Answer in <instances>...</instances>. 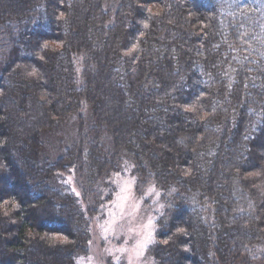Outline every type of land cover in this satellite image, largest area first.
Instances as JSON below:
<instances>
[{"label":"trees","instance_id":"1","mask_svg":"<svg viewBox=\"0 0 264 264\" xmlns=\"http://www.w3.org/2000/svg\"><path fill=\"white\" fill-rule=\"evenodd\" d=\"M124 159L152 264L264 260V0H0V264H74Z\"/></svg>","mask_w":264,"mask_h":264},{"label":"rangeland","instance_id":"2","mask_svg":"<svg viewBox=\"0 0 264 264\" xmlns=\"http://www.w3.org/2000/svg\"><path fill=\"white\" fill-rule=\"evenodd\" d=\"M71 127L68 125L59 134L54 133L47 138L44 150L49 157L55 156L59 140L63 143L70 137ZM102 134L105 135L104 147L108 149L109 136ZM122 165L120 171H110L107 176L113 184L111 199L102 204L96 214L88 212L90 238L76 254L74 264H152L146 251L154 240L155 218L161 211V201L154 186L144 189L137 185L130 162L124 159ZM62 180L78 193L79 184L73 183L71 174ZM104 186L101 190L107 192L108 187ZM91 204L89 200L86 205ZM144 241H148L147 247H140ZM229 264H264V260L239 257L233 253Z\"/></svg>","mask_w":264,"mask_h":264},{"label":"snow or ice","instance_id":"3","mask_svg":"<svg viewBox=\"0 0 264 264\" xmlns=\"http://www.w3.org/2000/svg\"><path fill=\"white\" fill-rule=\"evenodd\" d=\"M151 235V233H149V236ZM147 243H148V241H144L141 245H140V247H147ZM141 255L143 254V253H140Z\"/></svg>","mask_w":264,"mask_h":264}]
</instances>
